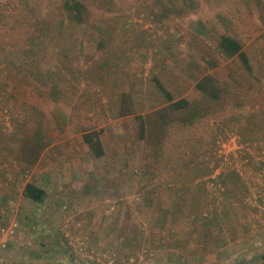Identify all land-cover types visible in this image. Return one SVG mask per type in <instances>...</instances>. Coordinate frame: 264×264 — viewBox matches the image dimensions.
<instances>
[{
	"label": "rangeland",
	"instance_id": "obj_1",
	"mask_svg": "<svg viewBox=\"0 0 264 264\" xmlns=\"http://www.w3.org/2000/svg\"><path fill=\"white\" fill-rule=\"evenodd\" d=\"M30 1L50 26L47 50L30 58L54 73L41 85L0 57L7 263L264 264V0H81V23L65 0ZM225 33L252 73L222 53ZM205 74L219 98L196 87ZM158 77L191 110L143 134L120 110L163 104ZM84 132L116 156L96 159ZM33 137L44 155L30 165ZM29 181L46 188L43 202L25 197Z\"/></svg>",
	"mask_w": 264,
	"mask_h": 264
},
{
	"label": "trees",
	"instance_id": "obj_2",
	"mask_svg": "<svg viewBox=\"0 0 264 264\" xmlns=\"http://www.w3.org/2000/svg\"><path fill=\"white\" fill-rule=\"evenodd\" d=\"M63 8L76 23L84 19L86 6L81 0H65ZM48 25V23H47ZM36 8L30 0H13L4 6L0 16V57H4L10 68L15 73L25 78L30 74L34 82L41 85L52 83L49 70H43L36 65V61L48 48L50 33L44 28ZM48 27H50L48 25ZM219 46L229 56L239 59L241 66L247 73H252L253 66L249 54L244 49L243 42L231 34L221 36ZM37 58V59H36ZM27 59V60H26ZM159 89L165 94L168 101L175 109L186 108L189 101L186 98L175 100L172 94L158 81ZM197 88L213 98H219L220 90L211 75L204 76L197 82ZM125 101V99H124ZM169 130V129H167ZM154 132V130H153ZM85 139L90 141L89 134H84ZM23 193L25 197L43 202L47 196L46 189L33 182H27Z\"/></svg>",
	"mask_w": 264,
	"mask_h": 264
},
{
	"label": "crops",
	"instance_id": "obj_3",
	"mask_svg": "<svg viewBox=\"0 0 264 264\" xmlns=\"http://www.w3.org/2000/svg\"><path fill=\"white\" fill-rule=\"evenodd\" d=\"M83 21H84V19H83ZM221 36H220V38L218 40V45H219ZM219 48H220V46H219ZM220 50H221V48H220ZM222 53L225 54V55H227L223 51H222ZM227 56H229V55H227ZM230 57H235V56H230ZM207 75H210V74H207ZM204 76H206V74ZM154 81H155V86H157L158 89H159V87L157 85V82L159 81L162 84V86L165 87L172 94V96H173V98L175 100H178L180 98H186V99H188L186 96H182V95L176 96L175 93L173 92V89L170 88L169 85L166 82H164V80L162 78H160V77L155 78ZM196 87H197V85H196ZM123 91H124V93L121 96L122 97V100H121V97H120L121 103L123 102L122 103L123 104L122 106H124V99L126 100L127 97H131L130 94H128L129 88L128 89H125ZM159 91L162 93V95L164 96L165 100L163 99L164 100L163 104H161L160 106H158V107H156V108H154V109H152L150 111H147V112H144V113H138V112H135V110H133L132 109L133 107H132L127 112H124V111H122V107H121L120 113H121L122 116H130V117H133L134 120L137 119V121H139L138 122L139 129H140V132H142L143 134H145V132L147 133V130H148V132H149V130L150 131H153L154 130L155 131V134H156V131H157L158 128L161 129V127L165 126V124H170V122H172V120H177L178 121V120L181 119L182 121H185L186 120V116L188 114L187 111L191 110V106L192 105H191V102H190L189 99H188V101H189L188 107L181 108V109H175V108L172 107L171 102L167 100L165 94L160 89H159ZM167 107L169 108L170 111L179 114V116L176 117L173 114L169 113V110L167 109ZM152 118L155 120L153 123H155L156 125L155 124H152L153 125V126H151L152 128H149L150 119H152ZM84 134H89L90 141H88L87 139H85V137H84L85 135ZM34 137L31 139L33 141L27 140V141H30V143H28L27 146H31V145L32 146H36V149L34 151H32L35 154H34V158L29 163L30 165L34 164L35 162L37 163L40 160H42L43 159V155H44L43 154L44 153V143L42 142L41 139L35 140ZM81 139H82L83 145L84 146H87V148L89 149V151H91L93 153V155H94V157L96 159H101L102 157H104L106 155H109V154H111V156H116V152L114 151V149L113 148H110L109 146H106V144H104V142H103L102 137L100 136V134L99 135H95L94 134V136H93L92 133L84 132L81 135ZM39 186L42 187V188H44V189H46L45 187H43L41 185H39ZM6 243H8L7 240L3 241L2 244L0 245V247L1 246H6L7 245Z\"/></svg>",
	"mask_w": 264,
	"mask_h": 264
},
{
	"label": "built area",
	"instance_id": "obj_4",
	"mask_svg": "<svg viewBox=\"0 0 264 264\" xmlns=\"http://www.w3.org/2000/svg\"><path fill=\"white\" fill-rule=\"evenodd\" d=\"M5 229L3 228V225L0 223V232H4ZM3 242V241H2ZM0 264H8L6 257H4L0 252Z\"/></svg>",
	"mask_w": 264,
	"mask_h": 264
}]
</instances>
